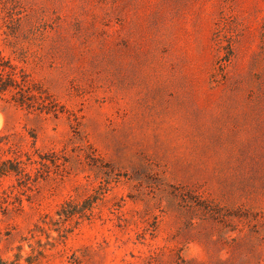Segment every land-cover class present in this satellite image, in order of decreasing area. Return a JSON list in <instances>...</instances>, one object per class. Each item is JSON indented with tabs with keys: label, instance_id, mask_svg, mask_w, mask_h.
I'll use <instances>...</instances> for the list:
<instances>
[{
	"label": "rangeland",
	"instance_id": "374dc122",
	"mask_svg": "<svg viewBox=\"0 0 264 264\" xmlns=\"http://www.w3.org/2000/svg\"><path fill=\"white\" fill-rule=\"evenodd\" d=\"M0 48L62 110L0 111L48 164L0 264H264V0H0Z\"/></svg>",
	"mask_w": 264,
	"mask_h": 264
},
{
	"label": "trees",
	"instance_id": "16d2710c",
	"mask_svg": "<svg viewBox=\"0 0 264 264\" xmlns=\"http://www.w3.org/2000/svg\"><path fill=\"white\" fill-rule=\"evenodd\" d=\"M21 62L28 63L27 51L15 59L0 48V111L7 117L10 112L20 109L28 114L58 118L62 110L57 97ZM27 131L32 138L31 143L28 136L26 138L16 132L0 133V178L14 175L20 184L32 190L38 179L44 178L48 164L37 148L36 131ZM34 165H38L36 172L29 169ZM207 206L214 212L211 204Z\"/></svg>",
	"mask_w": 264,
	"mask_h": 264
},
{
	"label": "bare ground",
	"instance_id": "6f19581e",
	"mask_svg": "<svg viewBox=\"0 0 264 264\" xmlns=\"http://www.w3.org/2000/svg\"><path fill=\"white\" fill-rule=\"evenodd\" d=\"M3 127L2 114L0 113V129Z\"/></svg>",
	"mask_w": 264,
	"mask_h": 264
}]
</instances>
